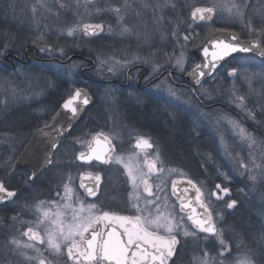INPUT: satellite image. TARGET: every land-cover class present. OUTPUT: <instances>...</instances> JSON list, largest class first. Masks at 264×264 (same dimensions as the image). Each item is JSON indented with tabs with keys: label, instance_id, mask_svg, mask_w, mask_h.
<instances>
[{
	"label": "rangeland",
	"instance_id": "374dc122",
	"mask_svg": "<svg viewBox=\"0 0 264 264\" xmlns=\"http://www.w3.org/2000/svg\"><path fill=\"white\" fill-rule=\"evenodd\" d=\"M3 1H0V12L5 7L10 19L25 26L23 31L27 36H31L33 44L39 49H48L40 52L50 58L61 57L63 53L60 47L54 49V42L59 40L62 42L61 38L63 41L67 38L69 42L82 43L84 39L81 30L84 24L98 23L95 21L103 23L105 34L102 35L110 39L103 38L104 41L99 47L101 50L95 51V62L89 71V74L95 78L125 79V71L134 66L137 69L141 68L138 69L139 72L134 73L150 72L151 76H154L159 70L168 66L176 70L179 75H183L196 62L192 48L211 34L215 26L246 25L244 18L247 16H250L249 26L242 28L247 38L253 36L255 32L259 33L258 38L264 35V0H179L180 5L176 15L173 0H95L94 2L7 0L5 5ZM233 4L241 8L243 16L235 15L234 8L229 12ZM195 6L214 8L213 22L200 24L192 21L190 13ZM115 9H119V12L117 13ZM70 29L73 30L71 35L68 34ZM185 36L189 37L187 41L184 40ZM97 40L101 43L102 38ZM112 43L114 45H111ZM181 58L182 67L177 64V60ZM230 63L231 67L236 69L234 77L229 78L226 70L219 71L210 79L209 84H203L197 89V94L205 101L223 102L224 107L211 110L200 108L201 106L196 105L186 89L171 87L167 79L158 81L152 88L154 92H160L165 97L167 109L177 110L191 117L194 123L206 128L212 136L213 153L208 157V163L211 164L213 171L207 172L206 177L195 180L205 187L209 180L219 176L225 183L233 184L234 193L240 203V208L229 217L225 226H220L221 234L216 235L214 239L196 240L193 236L192 240L190 237L185 239L188 242L184 243L179 264H242L246 256L251 259L252 264H264V140L249 132L236 115L226 109L232 108L255 126H264V62L254 56L242 55L232 58ZM82 65L83 62L79 60L63 64L46 61L30 65L36 72L32 68L28 71L27 68L17 67L8 70L7 74H0V127L4 125L3 118L4 120L10 118L11 122L15 119L18 122L17 126H34L33 121L25 122L22 116H13L16 110H24L41 125L48 122L46 116L50 110L45 103L41 105L43 98L61 81L66 83L67 90H75L80 82L83 83L77 77ZM94 90L97 92L99 106L110 107V121L106 123L104 132L112 138H123L128 129L118 128L131 126L125 121V113L131 100L138 96L142 97L143 94L137 95L135 92L120 90L110 85L98 86ZM172 92L175 93L174 96L170 94ZM239 97L244 98L242 102ZM11 109L15 112H11ZM233 123L255 139L256 143L252 147H249L246 140L241 139ZM0 138L4 141L0 150H4L6 166H8L13 155L18 153L28 141L29 134L0 131ZM84 143L85 141H78L74 145H66L62 150L68 152L70 149L76 150ZM121 157L124 164L134 169L136 175L144 173L142 163L136 160V157L130 155ZM54 163L57 164L56 161ZM119 164L125 170L124 164ZM77 169L81 167L69 170ZM188 171L176 168L171 172L174 175L185 176L189 174ZM169 173L167 172L166 176ZM69 175H71L69 182H72L75 174ZM251 176L256 177L255 181L250 179ZM45 178L47 177L44 176L42 181ZM37 186H44V182ZM136 190L137 188H132L131 192L135 193ZM204 190L205 198L212 200L210 192L206 188ZM45 195L47 193L44 190L33 185V204L27 200V204L22 207L21 215L27 219V222L33 220V227L45 237L47 249L53 251L47 243V233L54 227L50 221L57 218L56 213L70 210L64 207L66 204L72 206L71 203L75 200V207L78 208L81 201L77 196L74 199L65 198L64 189L57 190L53 199L47 198L51 194ZM162 203L166 211L165 216L170 213L176 216L177 222L183 225L181 230L188 231L168 190L163 196ZM53 207L55 210H50ZM43 212H48L49 216L44 217ZM239 213L240 217H238ZM12 239L15 238L7 237L3 242L0 264H32L37 259L34 249L25 247L28 243L16 239L20 242V247H17L10 243ZM221 240L224 241L223 246ZM208 244H211L210 248L214 252L205 248ZM195 245L198 246L199 254L195 252ZM63 248L62 244L61 252H55L50 264L64 262ZM36 250L39 252V249ZM218 252H223L225 256L221 258Z\"/></svg>",
	"mask_w": 264,
	"mask_h": 264
},
{
	"label": "flooded vegetation",
	"instance_id": "af4514ba",
	"mask_svg": "<svg viewBox=\"0 0 264 264\" xmlns=\"http://www.w3.org/2000/svg\"><path fill=\"white\" fill-rule=\"evenodd\" d=\"M1 1V0H0ZM94 1V0H89ZM174 5V14L176 15L179 10L180 1L179 0H173ZM7 3V0L3 1V5ZM203 6H195L192 11L197 8ZM192 11L190 13V17L192 21L194 20L196 23L200 24H207L212 23L213 16H211L210 19L206 20H195L192 18ZM7 10L5 7L2 8V12H0L1 21L0 24L3 25V27H6L9 25L13 31H21L25 29V26L20 23H17L15 20L10 19L9 15L6 13ZM8 15V17H6ZM174 15V16H175ZM8 20V21H6ZM215 29L212 30H220V29H228L227 26H215ZM99 35V34H97ZM206 38V37H205ZM203 40L199 42L202 43ZM197 44V45H199ZM196 45V46H197ZM194 46L193 48H195ZM192 48V50H193ZM5 48L0 45V53L4 52ZM8 53H5V57ZM10 54V53H9ZM8 54V55H9ZM234 58V57H233ZM232 59V58H231ZM231 59L227 60L225 63L220 65L219 68L215 71V74L219 71H227V76L229 78H232L236 75V72L230 76L229 71L233 69L231 67ZM3 60V58H2ZM1 60V62H2ZM44 60H48L45 59ZM81 61V60H80ZM33 62V60H29V63ZM67 60H62L60 63H68ZM83 65L81 66L79 72L83 76L86 77V80H84L83 83H79L78 87H81V84H84L85 82H89L91 84H94V87H103L110 85L112 87H116L118 89L127 90L131 92L137 93V95L143 94L142 97L138 96L137 98L132 99L131 104L128 106V113H132L133 110H143L145 111V114H147V117H153L155 122L151 123H143L141 125L129 123L131 126H120L122 128H127L128 132L124 134L123 138H112L108 133L104 132V129H106V126H75L68 135L61 138L59 141L58 146L55 148L53 156H52V163L49 164V166L41 172L35 179H29L30 171L26 168H20L15 169L14 168V161L17 157L18 153L13 155V159L9 161L8 166H6V160L4 157V150L0 154V181H3L5 186L10 191H15L17 195L15 197L8 198L5 201H0V252L2 251L1 247L3 245V242L5 239L8 238H15L18 240H22L25 243L32 244L34 251L37 253L35 254L37 256V259L33 261L32 264H39L40 259H45L46 264H50L52 262L53 257L55 256V252L49 251L47 249V245L45 243V237L41 232H39L38 229L33 227V220H29L27 222V219L23 218L21 215L22 207L27 204V200L31 201V204H33V185L38 187L39 189H42L47 193V195L51 194V196H48V199H53L55 197L57 190L64 189L65 184H67L71 189V198L73 197H79L80 201L83 202L84 205L87 204H95L97 206V214H99L101 211H110V212H116L121 215H136L137 213L132 208V204L135 203L134 196L139 195L140 200L139 203L141 207L144 206V199L147 197V193L143 192V186L139 185L135 193H132L133 186L130 185V181L128 180V176L126 173V170L123 169L122 166H120L119 163L115 161V157H121L123 155H130L133 157H136V160H140L142 163V167L144 169V173L148 171V169L144 166V161L146 158L152 159L155 158L156 153H159V159L162 161V165L158 164L157 167H163V173L160 175H153L149 178V183L153 184L154 186L159 184L162 188L165 190L163 192L157 193L161 197L160 199V209L159 213H157L156 208L153 206L150 211L152 212L153 216L162 213L163 215H166L165 208L163 206L162 200L163 196L165 195V192L168 190L170 196L175 202V205L177 207L178 212H180L179 208V202L174 198V196L171 194V188H172V182L173 179L176 178H189L193 180L197 186L201 189L203 193L202 200L203 202L208 205L209 211L212 214L213 220L215 222L216 228L218 231L220 230V226H225V224L228 222L229 217L236 212L240 208V203L238 201V197L235 195V189L233 190L234 186L233 184L225 183L224 181L220 180V177H213L212 180H209L205 187H202V185H199V183L195 179H202L203 177H206V173H211L213 171V168L211 167V164L208 163V157L212 156L213 150L212 146L214 141L212 140L211 134L208 132L206 128L199 127L196 123L193 122L191 117H188L181 112L173 109H167L165 106V97L160 93H156L152 90V88L155 86V84L158 81H161L162 79H167L166 81L170 84L171 87L175 89H186L188 91V94L192 97L193 101L196 103L197 106H201L200 108L203 109H212L216 107H224L221 102L214 103V102H208L205 101L200 95L197 94V89L201 87L203 84H209L210 79L215 75L213 74L208 79L202 81L198 86L196 87H190L187 80L185 73L189 70H186L183 75H179L176 70L172 69L171 67L163 68L159 70L157 74H154V76H151L150 72L144 73H134L139 72L138 69L141 70V68H138L134 66L132 69H128L125 71V79L113 77V78H106V77H99V78H93L90 77L87 72H89L93 67V62L91 65H89L88 58L82 59ZM197 62V59H196ZM195 62V63H196ZM195 65V64H194ZM65 83V82H64ZM66 84V83H65ZM55 87V86H54ZM58 87V86H57ZM85 87V86H84ZM89 90V89H88ZM145 92V93H144ZM210 94V93H209ZM135 103V104H134ZM213 104H217L212 106ZM233 114L240 115L238 112H233ZM167 117L170 121H176V123H181L184 128L188 129V134L190 135L191 139L193 140V146L195 147L193 150V155L197 159L195 160L197 164L189 166L187 165V161L182 159V156L179 152L175 151L174 148L169 144L167 140V130L168 126L167 123H165L163 120ZM245 118V117H244ZM246 119V118H245ZM241 123L244 125V127L247 128V130L254 135L258 136L260 140H264V126H255L251 124L250 122L246 121ZM203 126V125H200ZM0 131H5V127L1 126ZM97 133H103L109 137V141H111V144L114 147V152L111 154L113 156V162L109 164H104L99 161H81L78 159V156L81 152H86L88 149V145L90 144L92 137ZM139 136H145L149 138L153 142V148L152 149H136L135 143L136 139ZM78 141H82L85 143L82 147L76 149V150H62L63 147L66 145H74ZM198 143L200 146V150L196 146L195 142ZM195 144V145H194ZM4 141L0 138V149L3 148ZM261 147V146H260ZM262 154V153H261ZM60 159L57 161V159ZM56 165H55V161ZM74 167H81V169H77L74 171H70L69 169H74ZM117 168V170H115ZM183 169V170H189V174H186L185 176L180 175H174L173 172L170 170ZM78 171V172H77ZM170 172L168 176H166V173ZM69 174H75L74 177H72V182H69V178L71 175ZM91 176H95L96 174H99L101 176V184H100V190L97 193V196L95 197H89L85 191V188H81L80 185L83 182L85 187L91 185L93 182L90 179ZM45 180L42 181L43 177ZM213 176V175H212ZM166 179H168V182H166ZM44 182V186H37L39 184H42ZM139 184V183H138ZM221 185L222 188L226 187L230 190L228 195H224V193L216 188V185ZM179 188V185H178ZM206 188L210 194L212 200H208L205 198V190ZM47 190V191H46ZM153 191L155 192V187L153 188ZM62 194V192H60ZM212 193H217L221 197V199H217L216 195H212ZM45 195V196H47ZM130 196L133 197V199H130ZM232 200H236V205L229 209H225V206L230 203ZM72 207H75V200L71 203ZM227 207V206H226ZM50 210H55V208H50ZM64 214L65 216V223L70 222L71 219V210L68 212L66 211ZM181 216L184 217L185 221V228L188 229V233H190V236H185L183 230H180L177 234V240L179 241L178 245L176 246V252L172 259L169 261V264H179L181 254L184 249V243L188 242L185 241L188 237H190V240L193 238H196V240L200 239H214L216 237L215 234H208L199 231L196 229L190 220L187 219V215L185 213H181ZM67 217V218H66ZM233 217V216H232ZM236 217V216H234ZM240 217V213L238 215ZM220 218V221H219ZM32 228L34 232H38L41 237H43L44 243H40L36 240L29 239L28 236L24 235V233L28 230V228ZM161 234H163V231H161ZM193 236V238H192ZM190 243V242H189ZM211 244H208L205 246L206 249L210 248ZM193 247V246H192ZM198 246L195 245V252L199 254L198 252ZM222 248V247H221ZM39 249V252L36 250ZM63 255H64V262L61 264H75L74 261L69 260L67 257V250L64 246L63 248ZM213 252L214 250L211 249ZM201 252V251H200ZM209 252V253H213ZM42 255H40V254ZM219 256L223 258L225 255H221L218 252Z\"/></svg>",
	"mask_w": 264,
	"mask_h": 264
},
{
	"label": "snow or ice",
	"instance_id": "6c2138e0",
	"mask_svg": "<svg viewBox=\"0 0 264 264\" xmlns=\"http://www.w3.org/2000/svg\"><path fill=\"white\" fill-rule=\"evenodd\" d=\"M63 6V5H62ZM235 9V15L243 16L244 13L238 5L233 4L229 8V12ZM35 10V9H34ZM118 13L119 9H115ZM214 12V8H201L197 7L192 11L193 19H199L201 21L210 19ZM255 31V29H252ZM83 31L85 34H96L97 32L103 31V26L97 25H83ZM129 31V29H124ZM72 29L68 31L71 35ZM176 35V33H172ZM188 36L184 37L187 41ZM211 45V51L208 45L203 48V55L205 62L197 64L191 73L196 83H199V77L206 75L204 69L215 70L217 64L224 60L225 57L230 56L236 52H250L251 47L242 46L236 35H231L230 41L214 37L209 41ZM259 47V45H255ZM48 49L41 48L40 51H46ZM62 52V50H61ZM261 55H264V51H261ZM210 57V58H209ZM181 59L177 60L179 66H183ZM111 70V69H109ZM236 72V69H231V73ZM175 95L174 92L170 93ZM241 102L243 97L238 98ZM80 102L83 105L89 103L88 94L86 91L76 89L73 94L64 101L62 108L69 110L73 115L78 113ZM55 120V117H54ZM233 127L239 132L242 140H246L249 147H252L256 143L255 139L245 132L239 125L233 123ZM58 145L53 143L51 147L55 149ZM136 149H152L153 142L145 137L139 136L135 143ZM114 147L109 141L108 137L103 134H98L94 137V142L88 145L87 152H81L78 159L81 161L91 162L93 160L99 161L104 164L113 162ZM117 163L124 164L122 157H115ZM46 162L51 164L52 161L46 158ZM158 164L162 165V161L159 159V153H156L155 158L148 159L147 154L144 161V166L148 169L146 173L136 175L134 169L128 164H124L127 176L131 182L133 188H138L139 185L143 186V192L147 193V197L144 199V206L141 207L139 200L140 196L137 194L134 196L135 203L132 204V208L137 213L136 215H121L116 212L101 211L97 214V206L95 204L84 205L80 202L78 208L72 207L66 204L64 207L71 210L70 222L65 223V214L56 213V219L50 221L54 226L48 235V247L56 253L61 252L62 244L66 247L67 257L69 260L75 262V264H169L176 252V246L179 241L177 240V234L183 228L181 223L177 222L176 216L171 213L167 216L162 213L153 216L150 209L154 206L159 213L160 199L161 197L157 193L163 192L165 189L159 184L153 185L149 183V178L153 175H160L163 173V167H157ZM246 167V166H245ZM175 171V170H170ZM36 173L34 172L29 179H34ZM90 179L93 182L91 185L85 187L83 182L80 187L85 188V191L89 197L97 196L100 190L101 176L96 174L91 176ZM250 179L255 181L256 177L251 176ZM139 182V184L137 183ZM183 183L182 181H173L171 194L176 197L179 202V208L181 213L187 215V219L192 222V225L201 232L208 234L220 235L221 233L216 228L212 214L209 211L208 205L203 200V193L199 187H196L191 180L187 181V184L195 189V203L199 207L204 209V215L197 213L196 207L193 206V200L189 198L187 187L180 189L178 184ZM155 187V192L153 188ZM216 188L228 195L230 190L226 187L222 188L221 185L217 184ZM65 198L71 199L72 189L65 184L64 186ZM17 193L10 191L3 181H0V201H5L8 198L15 197ZM217 199H221L217 193ZM130 199H133L130 196ZM167 197H165V200ZM237 201L232 200L226 206L231 209L236 205ZM166 206V205H165ZM44 217H48V212H43ZM184 219L183 216L180 217ZM163 231V234H161ZM190 233L184 231V235L187 236ZM31 240L39 241L44 243L43 237L38 232H34L30 227L24 233ZM10 243L20 247V242L16 239H12ZM222 246L224 241L221 240ZM25 247H33L32 244L25 245ZM225 250H227L225 246ZM223 255V252L220 253ZM29 259H32L29 257ZM39 264H46L45 259H40ZM242 264H252V261L247 256L242 261Z\"/></svg>",
	"mask_w": 264,
	"mask_h": 264
},
{
	"label": "trees",
	"instance_id": "16d2710c",
	"mask_svg": "<svg viewBox=\"0 0 264 264\" xmlns=\"http://www.w3.org/2000/svg\"><path fill=\"white\" fill-rule=\"evenodd\" d=\"M95 1V0H94ZM93 1V2H94ZM8 21V20H6ZM99 22V21H95ZM1 23V21H0ZM0 45L5 48L4 52L0 53V74L6 73L8 70H13L17 67H23L27 68L28 71L32 68L33 71L36 72V70L33 69V67H29L30 63L29 60H33L34 63H42L46 61L50 62H59L62 60L67 59L71 55L74 54H81L86 56L87 58H90L93 63L95 62V51L101 50L99 47L101 43H103L104 40L98 41L97 39H103L104 36H85L81 35L84 39V41L78 42L77 44L69 42V39H65L63 41V38H61L62 42L58 41V48H62V55L61 57H53L50 58L47 55H42L40 52V49L34 46L33 44L29 43L30 37L25 34V32L22 31H13V29L7 25L6 27H1L0 24ZM241 37L246 38L243 34H241ZM90 37V38H87ZM113 44V43H112ZM33 49V50H31ZM57 49L56 47L54 48ZM5 53L7 54L6 57L4 56ZM43 57L48 60H40V58ZM3 58V60H2ZM1 60L3 63H1ZM77 60H81L77 57ZM82 61V60H81ZM92 63V62H91ZM32 71V72H33ZM7 74V73H6ZM87 74L90 77L95 78L94 76H91L89 72ZM83 76L80 72L77 74V77ZM57 83V81H55ZM58 86V87H57ZM81 86H85L89 91L91 92L94 103L93 105L86 111V114L82 121L78 124V126H106V123L110 121V113L109 109L110 107H105L103 105L98 104V97L97 92L94 90V84H91L89 82H85L84 84H81ZM54 90H50L46 93L45 98H43V103H45L46 106L49 107V112L46 116V119L48 120L54 112L59 107L60 103L67 98L72 92V90H67L65 83H59L56 84ZM43 106V105H42ZM11 112H15L12 109ZM17 112L13 114V116H22L25 122H32L34 126H17L18 122L13 119V122L9 120L8 118L4 120V126H5V132L6 133H24V134H31L34 130H36L41 123H38L35 118L31 117L29 113H26L24 110H16ZM15 117V118H16ZM126 122L127 123H134V124H143V123H151L155 122L153 117H147V114H145V111L143 110H133V112L130 114L128 111L125 113ZM165 123H167L168 130H167V140L169 144L172 146V148L175 149V151L179 152L182 156V159L187 161V165L192 166L197 164L195 160H197L193 155L194 146L192 143V139L190 135L188 134V129L184 128L183 125H181L182 122L176 123V121H170L167 117L163 120ZM10 122V123H9ZM13 123V124H12ZM195 142V141H194ZM196 146L200 150V145L196 143ZM194 144V145H195Z\"/></svg>",
	"mask_w": 264,
	"mask_h": 264
},
{
	"label": "water",
	"instance_id": "95a60500",
	"mask_svg": "<svg viewBox=\"0 0 264 264\" xmlns=\"http://www.w3.org/2000/svg\"><path fill=\"white\" fill-rule=\"evenodd\" d=\"M195 20H199V19H195ZM86 24L87 25H97L100 23H86ZM101 32L102 31L97 32L96 34H99ZM82 33L84 35H93V34H85L83 31V28H82ZM233 34L238 37L242 46L251 47L252 50L250 52H236V53L231 54L228 57H225L224 60L220 61L217 64V67L214 71L211 69H204L206 75L204 77H199L200 82L196 83V80L193 78L191 73L193 71V68L197 64L202 65L205 62V57L203 55V48L205 47V45H208L209 49L211 51L212 50L211 45L209 44V41L211 39H213L214 37H217L220 39H224L226 41H230L231 35H233ZM257 44L259 45L258 48L255 47V45H257ZM261 51H264V48L259 44L257 39H250V38L241 37L238 34H236L234 31L229 30V29H220V30L213 31L211 34H209L205 38V40L202 43H200L195 48H193L192 54L196 57L197 62L195 63V65H193L185 73L186 80H187V82L191 88L196 87L202 81L211 77L215 73L217 68L220 67V65H222L227 60H229L233 57L248 55V56H254V57H257V58L264 60V55L260 54ZM230 73H231V70L229 71V75L232 76L234 74V73L233 74H230ZM86 77L89 78L88 76H86ZM76 89H81L82 91L87 92L88 98H89V103L87 105H83L80 102H77L79 104L80 110L78 111V113L76 115H73L69 110L62 108L64 101L67 100L70 95L67 98H65L61 102V104L59 105L57 110L54 112V114L52 115V117L50 118L48 123L38 127L32 133V135L28 139L27 143L23 146V148L21 149V151L19 152V154L17 155V157L14 161V168L15 169L26 168L30 171L29 177H31L32 174L35 172L36 173L35 178H36L41 172H43L49 166V164L46 162V158L51 160L53 153H54V150H55L51 147V145L53 143L58 145L61 138L68 135L69 132L81 122L86 111L94 103V98H93L91 92L86 87L81 86V87H78ZM74 91L71 94H73ZM54 117H55V120H54ZM98 134H103V133L95 134L92 137L90 144H92L94 142V137H96ZM103 135L108 137L105 134H103ZM108 139H109V137H108ZM87 151H88V149H87ZM188 180H191V179H189V178L173 179V181H182L183 182V183L178 184L179 188L183 189V188L187 187L189 189L188 196H189V198H191L193 200V206L196 207L197 213L204 215V209L199 207V205L195 203V189L187 184ZM191 181L193 182V184L196 187H198L197 184L193 180H191ZM174 198H176V197L174 196Z\"/></svg>",
	"mask_w": 264,
	"mask_h": 264
},
{
	"label": "bare ground",
	"instance_id": "6f19581e",
	"mask_svg": "<svg viewBox=\"0 0 264 264\" xmlns=\"http://www.w3.org/2000/svg\"><path fill=\"white\" fill-rule=\"evenodd\" d=\"M3 14V13H2ZM2 14H0V17H1V15ZM6 17H8V15H6ZM10 17V16H9ZM1 20V19H0ZM250 16H247V17H245L244 18V21H245V24L246 25H236V24H230V25H228L227 26V28L229 29V30H232V31H234L236 34H238L239 36H242L241 34H243L244 36H246V38H247V35H246V33H245V31L242 29L243 27H247V26H249V23H250ZM1 21H3V20H1ZM102 26H103V31L100 33V34H105V32H104V30H105V27H104V25H103V23H100ZM85 25V24H84ZM1 27H3V25L1 24ZM83 28V27H82ZM22 31V30H21ZM1 32V31H0ZM84 35V34H83ZM253 36H251V37H248V38H250V39H257L258 40V42H259V44L264 48V35H262V36H260L261 38H258V35H259V33L257 34L256 32L255 33H253L252 34ZM30 37V39L31 40H29V43H31V44H33V40H32V38H31V36H29ZM104 38L106 39V40H109L110 38H108V37H106V36H104ZM102 40H104V39H102ZM115 43V42H114ZM34 46H36L37 48H38V46L37 45H35V44H33ZM101 45H102V43H101ZM100 45V46H101ZM111 45H114V44H111ZM54 46L55 47H57L58 46V41H56V42H54ZM31 50H33V49H31ZM77 57L78 58H80L81 60L82 59H86L87 57L86 56H84V55H81V54H74V55H71L70 57H68L67 59H65V60H67V61H73V60H77ZM257 58V57H256ZM259 60H261L262 62H264V60H262V59H260V58H258ZM40 60H44V58L43 57H41L40 58ZM88 60H89V65H91V62H92V60L90 59V58H88ZM34 64H36V63H34V62H31L30 63V65H34ZM29 65V67L31 68V66ZM215 74V73H214ZM82 81V82H84V80H86V77L85 76H81V77H79V81ZM54 83H56L55 81H54ZM61 84L62 83H64L63 81H61L60 82ZM76 88H78V87H76ZM75 88V89H76ZM55 88H52L51 89V91L52 90H54ZM210 102H212V101H210ZM223 103V102H222ZM61 104V103H60ZM215 104H213L212 106H214ZM224 105V104H223ZM227 110H229L230 112H234V110L232 109V108H230V107H227L226 108ZM236 112V111H235ZM4 114H5V112H4ZM4 114H3V116H4ZM86 114V113H85ZM85 116V115H84ZM52 117V116H51ZM50 117V118H51ZM50 118L47 120V121H49L50 120ZM84 118V117H83ZM236 118L238 119V120H240V122L241 121H243V122H246V121H248L247 119H245L244 118V116H242V115H237L236 116ZM2 121H4V118H3V120ZM82 121V120H81ZM46 123H48V122H46ZM46 123H44V124H46ZM44 124H42V125H44ZM42 125H40V126H42ZM4 126V125H3ZM2 126V127H3ZM5 127V126H4ZM35 131V130H34ZM33 131V132H34ZM32 132V133H33ZM32 133L29 135V137L32 135ZM23 148V147H22Z\"/></svg>",
	"mask_w": 264,
	"mask_h": 264
}]
</instances>
